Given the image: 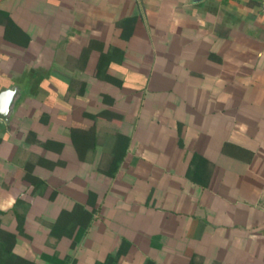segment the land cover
<instances>
[{"label": "crops", "instance_id": "1", "mask_svg": "<svg viewBox=\"0 0 264 264\" xmlns=\"http://www.w3.org/2000/svg\"><path fill=\"white\" fill-rule=\"evenodd\" d=\"M264 0H0V264H264Z\"/></svg>", "mask_w": 264, "mask_h": 264}, {"label": "water", "instance_id": "2", "mask_svg": "<svg viewBox=\"0 0 264 264\" xmlns=\"http://www.w3.org/2000/svg\"><path fill=\"white\" fill-rule=\"evenodd\" d=\"M17 94L14 87L9 89H0V119L6 120V114L13 103V98Z\"/></svg>", "mask_w": 264, "mask_h": 264}, {"label": "built area", "instance_id": "3", "mask_svg": "<svg viewBox=\"0 0 264 264\" xmlns=\"http://www.w3.org/2000/svg\"><path fill=\"white\" fill-rule=\"evenodd\" d=\"M263 8H264V3H263Z\"/></svg>", "mask_w": 264, "mask_h": 264}]
</instances>
